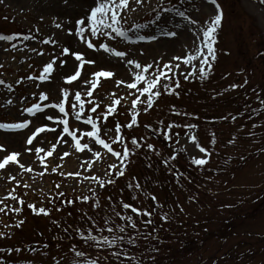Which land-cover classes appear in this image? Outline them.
I'll use <instances>...</instances> for the list:
<instances>
[{
  "label": "rangeland",
  "instance_id": "374dc122",
  "mask_svg": "<svg viewBox=\"0 0 264 264\" xmlns=\"http://www.w3.org/2000/svg\"><path fill=\"white\" fill-rule=\"evenodd\" d=\"M184 1L188 3L184 18L166 13L157 23L136 31L133 30V25L163 0H143L139 5L132 0L129 8L136 10H126L121 13V16L125 17L121 22L122 26L130 39L121 38L115 33L110 37L99 35L93 37L87 27H85L83 38L76 35L75 21L85 15L89 0H3L0 2V17L6 21L0 27L24 32L21 35V41L14 43L16 45L14 50L10 48V45L0 42V81H3L0 84V122L15 123L25 119L32 122L22 131L0 129V144L5 145L9 151L21 153L17 157L18 162H11L4 169H0V209H3L0 211V233L10 235L15 231L16 226L13 229V225H17L20 221L22 204L28 203L53 211L48 217L38 215V210L34 212V215L33 212L32 214L29 212L28 216L32 219L36 217L38 221L32 224L27 223L25 228L31 225L29 231L32 232L34 226L46 223L48 233L44 240L49 237L54 245L48 251L39 248L32 253L25 250L15 251L10 259L6 257L7 259H15L18 255L21 260L35 262L41 260L42 263L52 261L56 264L55 258L49 254L54 255L59 252L61 255L65 254V260L70 259L71 262L81 260L76 258L72 251V246L76 248L74 244L70 243V251L66 252V249H62V246L52 239L50 233H54L53 221L68 215L56 214V212L61 213V209L52 206V198H55L56 193H66L80 202L79 199L86 197L89 192L99 190L98 180L108 177L107 168L110 165H116V168H113L115 171L126 170V162L121 156H114L102 145L95 143L94 137L85 135L86 132L93 131L91 125L86 123L87 118L91 116L88 106L94 103L107 110H114L123 102L132 115L135 114L136 117L140 115V127L146 126L145 132L155 126L157 118H165L166 109L171 105L172 100L167 99L163 104L167 96L159 98L160 101L155 105V109L149 110L152 106L149 108L144 103L148 94L141 96L138 91L139 88L146 86L144 81L137 84L136 88L127 86L128 83L135 81L134 73L140 71L135 68V65H129L127 60H135L141 65L152 64L153 68L145 73L146 79H152L157 68L164 70L168 77L173 75L184 80L201 78L200 58L191 64H185L184 57L193 47L195 28L204 25L216 14V9L209 0ZM217 3L220 5L221 23L223 22L224 27L221 33L222 42L219 46L221 59L219 63H213V65L215 71L218 68L222 82L221 90L216 93L217 83L212 80L208 84L205 82L204 86L198 87V84H194V87L189 86L187 90L182 91L181 97H188V106L196 109L191 116L194 123L207 129L199 128L196 134V126L195 131H188L184 136H180L171 147L179 152L181 171L183 167H187L188 172L192 174L193 171L189 168L201 170L197 178L201 182L198 184L196 180L186 175L183 177L180 172H178L179 179L171 177L172 180L167 183V188L161 194V200L157 205L168 208L170 222L174 212L182 214L178 215L177 220H186L187 226L180 223L178 225L168 223L164 225V236L162 234L161 237L155 236L150 233L146 235L147 240L141 235L138 240H136V234L127 235L126 241L134 237L135 245L137 249H141V253L132 254L130 249L127 251V256L123 255V257L132 258L129 261L136 258L137 264H264V207H262L264 205V154H260L264 150V108L261 104V100H264V62L260 60L259 50L261 42L264 41V5L259 0H217ZM6 17L7 20H5ZM191 20H195L197 24H191ZM85 23L87 24V21ZM56 24H60L61 27L57 28ZM169 30L176 31L177 35L175 37L166 35ZM25 35L30 39L24 40ZM139 35L155 36L156 39L141 41L137 39ZM88 41H91L95 47L89 48ZM102 43L116 51L125 52L126 56L120 58L114 53L105 52L100 48ZM5 47H9V50L5 51ZM64 47L69 48L68 53L62 51ZM73 51H79L84 60H92L95 63H85L83 67H80V61L72 55ZM205 54H207L206 50ZM210 59L211 57L209 61ZM53 61V71L44 73L46 63ZM165 64H168L172 70L164 69ZM177 64L180 65L179 68L173 67ZM203 67L207 72L208 65ZM102 69L110 70L114 75L108 78L93 75ZM76 70L80 71V76L74 81L67 82L65 77L75 74ZM41 75L47 78L41 80L39 79ZM92 80L97 81L95 90L91 87ZM121 80L124 83H119ZM168 81L170 79L165 81L164 77H161L160 84L152 91L162 92L164 90L162 85ZM233 84L237 87H230ZM9 85H11L10 88ZM65 90L68 93L65 101L67 117L51 107L52 104L65 100L63 96ZM88 91H91V96L87 94ZM77 92H80L81 100L84 102L80 119H76V112L80 110L79 102L75 100ZM41 93H47L48 98L41 100ZM138 96L139 100L135 105L134 113L132 101ZM215 97L218 98L216 103H214ZM209 98L215 106L210 107ZM157 99L158 97L153 98L152 105ZM8 101L12 103L9 104ZM33 103L40 104L43 108L35 116L23 111L25 107H30ZM73 104L77 106L76 111L72 110ZM246 105L250 107L251 121L244 116ZM237 106L240 109H237ZM189 110L192 111V109ZM48 115H52L54 119L48 120ZM215 117L218 118V122L210 123ZM64 119L68 121L69 131L76 133L81 144L87 143L88 149L75 148V141L63 131ZM93 120L99 129L97 134L111 147L123 141L120 132L116 133L114 128L103 121L100 123L101 120ZM34 125L46 127L43 132L36 134L33 144H27L26 137L31 135L30 129H33ZM140 127L136 128L135 133L140 131ZM199 132L202 133L201 137ZM212 134L215 136V143L211 142ZM116 135H119L121 139L116 140ZM193 136L196 137L195 140L192 139ZM153 141L158 143L156 137H153ZM229 141L232 142L229 143ZM201 147L211 150L213 158L205 168L199 169V166L202 167L204 164L198 166L195 163V166L194 160L207 161L209 158L207 152L200 151ZM41 148L44 150L36 151ZM112 149L116 152L113 147ZM49 152L52 154L49 155ZM96 152L100 155H94ZM4 155L5 152L0 151V158ZM21 163L25 165V168H20ZM29 168L31 171L28 170ZM53 169L56 170L53 171ZM211 171L212 174H208ZM194 190L195 193H199V202L213 197L214 204L209 202L208 206L204 205L202 210L201 202L198 206L196 205ZM201 192L208 195L206 196L208 198ZM257 199L259 209L256 208V211H253V203ZM138 201L140 207L144 208L146 202L140 199ZM101 204L106 206V200H103ZM17 208L18 212L14 210ZM196 208L199 215L203 216L202 221L199 218L201 216H196ZM24 209H27V206ZM91 209L92 206L75 205L71 210V221L76 217L78 225L87 229L86 218L84 222L80 219H83L81 216L90 213ZM65 211L68 212L67 208ZM101 213L97 212L98 215L93 217L95 223L98 216L102 215ZM204 217H212V220L205 221ZM103 218L99 219L103 220ZM156 221L158 222V218ZM98 222L102 225L100 221ZM191 226L200 227L202 232L195 230L191 231V234L188 231ZM92 227L95 229L94 224ZM180 228L183 230L180 231ZM62 235L65 241L68 235L64 232L57 236L62 238ZM3 237L4 235L0 236V239ZM9 237L5 240H9ZM35 238L36 235L31 238L27 246L33 247ZM43 244L44 241H41L39 246L42 247ZM76 249L84 250L85 258L98 257L100 260L110 257L108 263L103 264H121V262L128 264L120 259L121 256L118 258L112 256V252L117 251L113 248L96 252L90 244H84L80 249ZM59 263L71 264L65 261H59ZM81 264H83L82 260Z\"/></svg>",
  "mask_w": 264,
  "mask_h": 264
},
{
  "label": "snow or ice",
  "instance_id": "6c2138e0",
  "mask_svg": "<svg viewBox=\"0 0 264 264\" xmlns=\"http://www.w3.org/2000/svg\"><path fill=\"white\" fill-rule=\"evenodd\" d=\"M0 2H3V0H0ZM132 2V0H89L88 5L86 6V11H85V15L79 19H77L75 21V34L78 36H81L82 38L85 35V27H87L88 29H90V35L93 37L96 36H111L113 33H115L117 36L124 38V39H130V37H128L127 32L125 31V29L122 26V20L125 19L124 16H121L122 12H125L126 10L129 11H135V8H129L130 3ZM135 4L139 5L143 2V0H134ZM209 2L211 4H213L215 6L216 9V14L213 15L208 21L205 22L204 25L201 26H197L195 28V32L193 33L195 36V40L193 42V47L191 49H189L187 55L184 57V63L185 64H191L193 61L197 60L198 58H200L199 62H200V68H199V74L201 76V78L203 79L206 72H205V68L203 67V65H208V68H211V64L209 62V57H211L212 60H215V56H216V50H215V43H216V34H217V29L221 26V21H222V12L220 11V5L217 3V0H209ZM260 3L264 4V0H260ZM163 11L167 12L168 9H163ZM181 18H184L186 16L185 12L183 11H179L177 13ZM161 19L159 12H157L156 18L155 20L158 22ZM87 21V24L85 23ZM191 24L196 25L197 22L195 20H191L190 21ZM56 27L59 28L61 27L60 24H56ZM133 27L139 29L144 27V25L142 24H135L133 25ZM20 34L19 33H13V34H4V33H0V42H4V44L6 45H10V48L12 50H14L16 48V45L14 43H12L13 41H15L18 36ZM166 35L170 36V37H175L177 35L176 31H172L169 30ZM24 40H29L30 37L25 35L23 37ZM138 40L144 41V40H155L156 37L155 36H148V35H139L137 36ZM88 47L89 48H93L95 47V45L91 42L88 41ZM100 48L104 49L105 52L108 53H114L115 56L120 57V58H124L126 56V53L123 51H116V49L109 47V45L107 44H100ZM5 51L9 50V47H5L4 48ZM205 50L206 53L205 54ZM33 51H35V49H33ZM62 51L64 53H68L69 52V48L68 47H64L62 49ZM72 55L75 57V59L77 61H80V67H83V65L85 63H95V61L92 60H84L82 54L79 51H73ZM175 59H180V57H175ZM63 63V61H62ZM127 63L129 65H135L136 69H140V71H136L134 73L135 75V81L134 82H130L128 83V88H136L137 84H139L141 81H144V83L146 84V86L139 88L138 91L140 93L141 96H143L145 93H147V97L146 100L144 101V103L147 104V106L150 108L153 104V98L154 97H158L161 92L160 91H155L153 92L152 89L156 88L158 84H160V78L164 77L165 81L169 80L170 78L167 76L166 72L164 70H161L159 68H157L154 76L152 79H146L145 77V73H147L149 71V69L153 68L152 64H144L141 65L140 63H138L135 60L129 59L127 60ZM53 64L54 61L51 63H46V65L44 66V73H50L53 71ZM173 67L175 68H179L180 65H174ZM164 69H167L169 71H171L172 69L170 68V66L168 64H165L163 66ZM95 77H111L114 75V73L110 70H99L96 71L93 74ZM80 76V71L76 70L75 74H69L65 77L67 82H71L76 80L78 77ZM47 77L44 75H41L39 77V79L41 80H45ZM187 79V77H185ZM86 83H88V81H85ZM247 81H245L246 83ZM3 81H0V84H2ZM119 83H124V81H119ZM176 87H179V81H176ZM97 86V81L96 80H92L91 81V87L95 88ZM11 87V85H9V88ZM164 91H169L170 89V84L169 83H164L162 85ZM230 87L235 88L237 87V85L233 84L230 85ZM89 96H91V91H88L87 93ZM63 96L65 98L64 101H60L57 103H54L51 105L52 108L57 109L59 113H62L64 115V117L68 116V112L66 111L65 108V101L67 100V96L68 93L67 91H63ZM48 98L47 93H41L40 94V99L41 100H46ZM75 100L77 102H79V111L76 112V119H80V115L81 112H83V107H84V102L81 100V94L80 92L75 93ZM139 100V96L136 97V99H134L132 101V111L135 113V105L137 104V101ZM9 104L12 103V101H8ZM116 103H119V101H116ZM261 104H264V100H261ZM76 104L72 105V110L76 111ZM41 110V105L37 104V103H33L30 107H25L23 109L24 112L28 113L29 115L35 116V114L37 112H39ZM93 112H95V108L91 109ZM147 109H145L146 111ZM48 120H53L54 117L52 115H48L47 116ZM32 123L31 121L25 119L22 122H15V123H5V122H0V129L4 130V131H20L23 129H26L29 127V124ZM63 123V131L65 133H68L69 136L72 137V140L75 141V148L77 150H83V149H88L89 145L87 143L81 144L80 140L77 138V135L75 132H70L69 131V127H68V121L67 119H64L62 121ZM87 124L91 125L93 131H88L85 133V135L87 137H94L95 138V143L102 145L104 148H106L109 152H111L114 156L116 157H120L121 155H123L125 158L129 155V149L127 148V146L124 147L123 149V153L121 152H115L113 151L112 147L104 140L101 139L100 136L97 134L99 132V129L97 127L96 122L93 120V118L91 116H89L87 118L86 121ZM137 123V119H136V115L134 114L131 117V124L128 125V127H131L132 124ZM45 127L42 126H36L34 125L33 129H30L31 131V135H28L26 137V143L27 144H33V139L35 138L36 134L41 133L45 130ZM116 133L120 132V126L119 124H117L116 129H115ZM213 139H212V143H215V136L214 134H212ZM116 140H120L121 137L119 135H116L115 137ZM193 140L196 139L195 136L192 137ZM232 141H229V143H231ZM132 143L135 145L137 142L135 139L132 140ZM199 147V145H197ZM149 148L152 147V145H148ZM44 149H36L37 152L39 151H43ZM0 151H4L5 155L0 158V169H4L6 167V165L9 164V162H18L17 161V157L21 155L20 152L18 151H9L5 145L0 144ZM200 151L202 153H206L207 149L201 147ZM49 155H51L52 153L49 152ZM65 155H68V153H65ZM94 155L99 156L100 153L96 152L94 153ZM207 161L205 159H195L194 163H196L197 165H203L205 164ZM20 168H25L24 164H20L19 165ZM111 168H116V165H110ZM29 171H31V169H28ZM56 169H53V171H55ZM117 173L119 175H123V172H121L119 169H117ZM71 175V174H69ZM98 179V178H97ZM109 183H111V179H109L108 181ZM98 183L101 187L104 186V181L102 180H98ZM135 187L139 188L141 187L139 184H136ZM152 199H155V197H151ZM84 200H87L88 197H83ZM20 203H23V201H20ZM71 203V201H70ZM30 208H34L33 205H29ZM122 208L123 209H129L131 208V212L132 213H137V214H141V210L135 207H132L130 204L128 203H123L122 204ZM15 211H19V209H14ZM0 211H3V209H0ZM38 211L40 213H44L47 214L46 209L44 208H39ZM113 211H115V209H113ZM117 217H119L120 219L125 220L126 222L124 224H119L117 223L115 220H112L109 217H104L103 218V224L101 225H95V229L93 227H89L88 229H86V234L85 231H79V229H77L76 231L78 232L79 236L82 238V241L87 242L90 244V246H94L97 248H117L118 246H122L125 243V235H123L124 233L128 232V226L130 225L131 228L133 230L137 229V224L134 222V218L131 214L126 215V216H122L120 212H116L115 213ZM144 215H148L149 217L152 216L151 212H145L143 213ZM163 219H167V215L165 214L163 217ZM91 219V218H89ZM153 221L151 219L145 220L143 221V223L145 225L151 224ZM23 223V221H21V224ZM17 227H19V225H17ZM65 231H67V229H65ZM5 235L4 233H0V236ZM143 235V234H141ZM150 235V233H149ZM144 238H147L146 236H144ZM127 243L129 244H135L136 240L133 239H129L127 240ZM16 251H19V249H16ZM72 251L74 252V255L76 258H81V260L83 261V264H100V260L99 258H85V251L84 250H77L74 246H72ZM121 254L127 256V253L124 252L122 253V251L118 250V251H114L112 252V256L114 257H119ZM81 260H76L73 262V264H81ZM121 264H123V262H121Z\"/></svg>",
  "mask_w": 264,
  "mask_h": 264
},
{
  "label": "trees",
  "instance_id": "16d2710c",
  "mask_svg": "<svg viewBox=\"0 0 264 264\" xmlns=\"http://www.w3.org/2000/svg\"><path fill=\"white\" fill-rule=\"evenodd\" d=\"M169 2H171V1H169ZM169 2H167L165 5H163L162 7H157V9L153 12V14H154V16L155 15H157V12H159V14L160 13H162L163 12V9L165 8V7H168V4H169ZM170 10V9H169ZM152 14V15H153ZM153 18V17H152ZM109 118H113V119H115V120H117V119H119L120 117L119 116H114V115H110V117ZM109 122H111L112 123V120H110ZM114 122V121H113ZM119 122V121H118ZM120 123V125H122L123 123L122 122H119ZM124 126V125H123ZM126 129L128 130V131H130V135H129V137L131 138V140H133V139H135L136 141H137V143H138V141L139 142H141L142 144L140 145L141 147H143L144 149H146V147L148 146V145H152V147L150 148V153H149V156H148V154L147 153H144L143 152V155L145 154V157L147 158H150V160H153L154 159V157H155V155L157 154V150H156V147H155V144H154V142L151 140V139H153V138H150V136L148 137V140H146V141H144V140H142V134H137V133H135V131H134V129H131V128H128V127H126V126H124V127H122V130L124 131V132H126ZM154 132H150V135H152ZM154 136V135H153ZM142 155V156H143ZM140 159H142V160H140L141 161V163L142 162H144V163H149L150 162V160H145L144 159V157L142 158H140ZM144 159V160H143ZM140 161H136L135 162V166H136V168H138V169H140ZM156 162V161H155ZM136 176V172H134V177ZM119 182H120V180H118V178H116V180H115V182L113 183V184H111L109 187H108V189H106L105 190V192H106V196H107V198H109V202L110 203H108L107 202V204H108V206L110 207L111 205H112V203L114 204V201H116V195H118V185L117 184H119ZM120 190H121V188H120ZM122 191L124 192V190L122 189ZM66 201V203H68V201L67 200H65ZM111 204V205H110ZM108 206H105V207H103V210H106L107 211V213H109V215H110V212L108 211V210H110V208L108 207ZM68 213H69V211H68ZM112 220H115V219H119V218H117V216H115L114 218L112 217L111 218ZM116 221V220H115ZM117 222V221H116ZM118 223V222H117ZM66 224H68L67 222H66V220H64V222H63V224L60 222V223H58V225L55 227L54 226V230H58L60 233H62L63 231H65V225ZM69 224H72V223H70L69 222ZM73 229H75V227L74 226H72L71 227V230H69L67 233H68V235H69V237L71 238V239H73L74 238V236H79V234L78 233H72L71 231L73 230ZM75 231V230H74Z\"/></svg>",
  "mask_w": 264,
  "mask_h": 264
}]
</instances>
